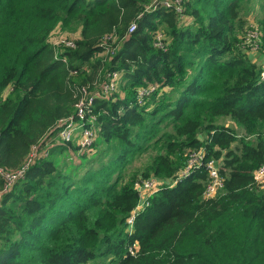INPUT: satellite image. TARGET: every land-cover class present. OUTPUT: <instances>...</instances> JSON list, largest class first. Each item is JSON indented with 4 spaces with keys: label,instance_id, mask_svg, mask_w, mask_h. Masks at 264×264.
I'll use <instances>...</instances> for the list:
<instances>
[{
    "label": "trees",
    "instance_id": "16d2710c",
    "mask_svg": "<svg viewBox=\"0 0 264 264\" xmlns=\"http://www.w3.org/2000/svg\"><path fill=\"white\" fill-rule=\"evenodd\" d=\"M244 1L181 0L179 11L156 0H0V167L19 169L37 151L5 191L0 175V264H264V189L254 179L264 65L251 56L257 41L264 55V0L252 45ZM58 29L80 37L55 45ZM112 72L117 87L105 96ZM145 86L156 88L140 102ZM85 90L96 94V139L79 156L97 157L67 172L43 144ZM199 151L203 165L163 184L130 224L136 183L175 180ZM144 153L146 166L125 175ZM211 159L224 187L206 199Z\"/></svg>",
    "mask_w": 264,
    "mask_h": 264
},
{
    "label": "built area",
    "instance_id": "2783aa9c",
    "mask_svg": "<svg viewBox=\"0 0 264 264\" xmlns=\"http://www.w3.org/2000/svg\"><path fill=\"white\" fill-rule=\"evenodd\" d=\"M158 3H162L166 7H171L173 5L181 11L182 4L181 0H156ZM137 27L136 23H133L130 26V32H133ZM260 36V33L257 28H253L250 30L248 34V42L253 44L256 42ZM74 39L71 40H62L60 43L66 44L68 46L74 45ZM157 46L163 47V35L162 33H158L156 36ZM259 43L258 41L252 46L255 52L259 51ZM119 77V72H112L109 75V82L106 86H104V94L105 96H109L117 87V79ZM262 77L264 78V71L262 72ZM155 86H145L139 90V99L142 102L143 98L149 95L152 91H154ZM95 93L90 94L85 90V94L82 95V98L78 100L76 103V111L74 114L67 118L60 119L58 126L55 128V131L60 132V136L58 135L59 141L62 143H69L73 138H78V143L81 149L89 148L96 139V130H95V120L96 117L89 115L90 108H92L94 103ZM74 136V137H73ZM73 137V138H72ZM44 152V151H43ZM48 152H46V155ZM37 151L34 150L27 160L23 163V166L19 169L12 171H5L2 167H0V175L5 179L6 184L4 190H7L9 186L19 177L23 176V172L27 171V169L35 162ZM204 163V153L203 151H199L198 153H192L188 158V163L184 169H182L175 180L173 181H164L161 179H157L155 177H151L148 179L140 180L136 183V188L140 193V203L137 208L132 212V215L128 218V222L132 224L136 218V216L145 209L146 206L149 205V198L152 196V193L157 192L165 183L169 185L175 184L179 179L186 177L189 175L191 170L202 166ZM206 168L209 173V182L204 191V198H212L214 197L223 187H224V179L222 178L218 161L215 159H211L207 161ZM255 182L260 186L264 187V164H262L254 173ZM0 191V202L2 199V192ZM131 252L134 253V249L131 248Z\"/></svg>",
    "mask_w": 264,
    "mask_h": 264
},
{
    "label": "rangeland",
    "instance_id": "374dc122",
    "mask_svg": "<svg viewBox=\"0 0 264 264\" xmlns=\"http://www.w3.org/2000/svg\"><path fill=\"white\" fill-rule=\"evenodd\" d=\"M244 3H246V5L244 6V12H245V17H247L248 20V26H251L252 29L253 28H257V18L258 16H260L262 14V9L260 7V1L259 0H252V3H250V1L245 0ZM76 32H72V31H64V30H59L53 34V40L54 44L57 45L58 43H60L62 40H71V39H76L75 36ZM58 47V46H57ZM55 131L52 130L51 134L46 138L45 143L43 144V151L44 152H54L55 158L57 159L58 163L60 165H66L67 172H72L73 171V167L75 166V164H81L83 165V161H85L86 165L92 160L95 159L97 157V155H90L93 154L94 152H90V154L88 155V157L91 156V158L85 159L82 158L81 156H79L80 154H83L84 152H86V149H90L93 148V146L95 147V144L93 143L91 146H89V148H82L81 150L75 151V147L79 146L78 143V138H73L71 141H69V150H65L63 152H61L59 149H57L59 146L63 147V145H66V143H58L56 141V139L58 138V135L60 136V132L56 134H54L52 136V134ZM74 147V148H73ZM113 148V147H111ZM97 149L100 152L105 151L106 149H108V145L106 143H100L97 145ZM96 150V149H95ZM109 155L105 154L102 155L100 158V160L98 162H96L97 164H93L95 166L103 163L104 161L108 160ZM150 159V155L147 153H144L143 156L139 157L138 159H136V161H134L127 169L126 171H124L125 175L128 176V173L131 174L132 172H134L137 169H142V167L146 166V164L149 162ZM85 166V165H84ZM65 167V166H63ZM83 169H81V174H83ZM141 177V176H140ZM261 188V187H260ZM262 189H264V187H262ZM154 193H152L153 195ZM109 261V259H103V258H98L96 259L93 263H99V264H107Z\"/></svg>",
    "mask_w": 264,
    "mask_h": 264
},
{
    "label": "crops",
    "instance_id": "0c3cea01",
    "mask_svg": "<svg viewBox=\"0 0 264 264\" xmlns=\"http://www.w3.org/2000/svg\"><path fill=\"white\" fill-rule=\"evenodd\" d=\"M80 33L81 31L78 29L75 33L76 39L80 37ZM251 56L255 62L264 65V55L261 52H253L251 53ZM227 124L231 126L233 123L229 120Z\"/></svg>",
    "mask_w": 264,
    "mask_h": 264
}]
</instances>
